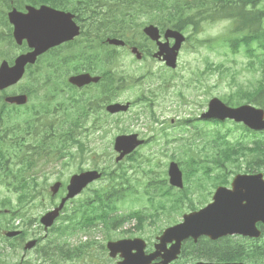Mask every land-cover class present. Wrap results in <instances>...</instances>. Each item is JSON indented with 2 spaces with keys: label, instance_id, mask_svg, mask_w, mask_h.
Instances as JSON below:
<instances>
[{
  "label": "flooded vegetation",
  "instance_id": "1",
  "mask_svg": "<svg viewBox=\"0 0 264 264\" xmlns=\"http://www.w3.org/2000/svg\"><path fill=\"white\" fill-rule=\"evenodd\" d=\"M4 4L8 6L6 19L11 8L25 13L28 5L39 7L45 4L62 14L60 20L51 16L48 21L63 30V40L44 53L47 61L62 64L60 75L54 74L59 76L58 79L54 82L45 79L41 84L34 73L27 72L29 78L25 84L22 79L4 93L26 94L28 97L26 104L13 106L15 109L23 107L22 112L15 113L11 125L14 154L43 156L49 146L45 140L56 138L58 132L61 143L98 144L103 135L111 132L109 126L120 123V115L135 110L136 119H141L143 115L150 117L147 108L156 95L150 86H146L145 74L138 71L135 65L161 63L162 58L155 56L158 51L156 41L151 40L142 29L146 24H154L159 30V40L164 42L167 41L164 31L169 26L163 27L155 19H146L142 24L124 23L129 20L128 16L120 18L123 23H116V11L130 13L135 10H116L114 0H6ZM6 19L3 18V21L8 24ZM8 26L13 30L11 24ZM112 39H120L124 44H113L110 42ZM168 41L170 44L173 42L170 38ZM22 45L26 47L25 51L29 50L25 41ZM121 63L133 65L137 73L132 74L129 65L128 70L116 72V66ZM82 73L97 77V80L80 87L68 81L70 75ZM50 85H57L60 93H66L65 104L52 105L51 95L46 92ZM133 87L137 91L135 99L118 98L121 92ZM115 102L126 103L127 109L108 112L107 105ZM63 107L69 109H64L62 113ZM68 126H74V129L69 130ZM133 133L140 138L146 136L136 129L124 128L112 135L111 143L118 134ZM88 168L96 169L93 165ZM214 171L224 176L221 178L224 181L222 185L226 187H230L237 174H262L264 181V168ZM182 220L145 219L141 224L140 219H136L129 228L123 226L119 231L112 230L109 239L142 238L144 254L153 255L150 264H264V223L260 220H254L245 234L234 232L217 237L201 234L186 236L178 242L173 238L164 245L160 243L158 238L162 232ZM0 224L3 225L0 226V244L8 251L6 255L0 254V264H117L120 260L118 255L110 256L104 246L82 249L68 247L65 237H60L62 234L55 232L54 227L45 229L39 219H0ZM255 230L259 234H255ZM7 231L18 233L9 237ZM101 233L105 237V232ZM116 233L121 234L120 237L111 236ZM30 240H34V243L26 248ZM176 243L179 246L175 247Z\"/></svg>",
  "mask_w": 264,
  "mask_h": 264
},
{
  "label": "rangeland",
  "instance_id": "2",
  "mask_svg": "<svg viewBox=\"0 0 264 264\" xmlns=\"http://www.w3.org/2000/svg\"><path fill=\"white\" fill-rule=\"evenodd\" d=\"M263 6L264 0H261L260 7ZM146 18L147 17L143 16L141 20H145ZM229 29L230 22L228 20L205 23L203 27H201L200 32L194 35V38L201 40L206 39V42H209V39L213 38L210 40V44H198L193 38L191 41H186L182 45V50H180L178 57V67L175 71L171 72L175 76L172 80V85L174 86L170 88L169 92L166 91L165 94L158 96L154 100L155 116L160 122L165 121V124H154L147 115H143L141 119H136L135 110H132L124 115H120V123H118V125L112 124L109 126L111 132H107L103 135V138L98 140V144L92 143L90 145L97 154L89 151L90 159L84 163V167L94 165L91 158H95L99 166L107 165L113 167L115 155L111 143L112 135L120 133L124 128H129L136 129L140 133L145 134V137L149 140V145L137 150V152L139 151V154L136 156L137 160L133 163V167H130L128 175L130 182L140 181L142 185L158 175L154 178L158 188H145L140 190L136 186L129 187L127 191L128 199L119 204V208L115 213L127 212L142 205V203L133 204L131 200L151 201L154 192L161 194L167 190L168 187L164 186L166 184L167 173L163 171L171 160L178 162L176 158L180 159L181 170L186 181L191 175V170L194 168V159L192 156H194L198 163L195 165L197 170L196 173L193 174L187 184L189 188L188 195L191 197L195 207L200 208L204 206L201 205L202 203L200 202L208 203L211 201L212 197H209V195H212L214 191L213 186L206 182V176L204 175V170L207 166L214 167L211 160L213 158L222 157L221 151L228 145L242 142L252 146L254 140L252 134H255V132H245L240 126H235L229 121L223 126H216L212 121H200V115L207 109V103L210 98L218 97L224 101L231 93H235L238 90L253 88L260 76V71L255 70V68L259 67L258 64L254 66L249 65V57L243 52H233L227 46L220 45V38H215L226 33ZM21 51L22 48H18L14 43L0 44V61L6 59L11 63L14 57ZM208 63H213L214 65L221 64V66L219 68L210 67L212 70L210 71L207 69ZM128 65L127 63L118 64L115 71H126L128 70ZM45 66L48 68L45 61L42 60L39 63V69L43 71V74H47L45 71L46 68H44ZM129 66L132 69V74H136L137 71L133 68V65ZM135 66L138 71L145 74V84L150 87H153L157 82L158 73H162L163 69H165L159 62H150ZM62 70L61 68H57L56 71H50L55 75H60ZM37 74L38 72L35 71V75ZM28 78L27 75L23 84L26 83ZM39 79L40 83L43 84L45 79ZM179 93H181V95ZM136 96L137 91L136 88L133 87L130 90L121 92L118 98L135 99ZM65 97L66 93L59 92L56 100L60 101ZM4 118L6 119L7 115H5ZM14 118L15 115L11 117L10 121H13ZM186 120H191V122H187ZM184 121L187 123H184ZM167 124L170 126H167ZM176 124H179V127L180 125L186 126L184 128H179ZM162 127H166V130L170 133L168 138L172 139L173 137H178L179 139L166 144L164 138H160L159 129ZM193 127L197 128L200 132L206 130L205 135L203 133H199L198 135L193 134L195 131ZM217 132H220L222 136H224V140H216ZM193 135L195 136L193 137ZM261 138L264 139V134ZM191 141L194 143L190 144L189 142ZM171 155L174 156V159L168 160ZM143 158L147 160H143ZM65 160L66 159L62 161L60 159H50L44 161L41 159L33 166L30 173L38 174L40 178L46 175L43 178V181L46 180V185L54 180L62 181L68 179L71 174L77 172L76 170L80 164L79 161L75 159L71 162L68 161V165H65L63 162ZM244 160L245 159H241L242 167L245 166V163H243ZM128 163L129 162H127V164ZM10 168H15V166H10ZM148 168L152 169V172H145ZM106 184L107 179H103L99 181L97 185L98 188H101ZM97 185H95V187ZM204 186H206V188ZM90 192L91 190L89 189L85 194L78 196L75 202H78L81 197L88 196L91 194ZM18 193L19 191L14 190L12 187L8 188L5 182L0 183V200L7 197L10 198L12 204L15 205L18 201ZM176 196H183V192L178 191ZM188 201H190V199L184 201V207L181 211L177 209V211L163 214L157 219H182L183 213H188L192 210L189 207ZM51 203L47 194L44 198L33 200L30 205H28L27 215L38 217L52 207ZM71 207L72 205L69 206V209ZM115 213L112 212L111 215ZM131 224L132 223L128 222L124 226L129 228ZM112 235L117 238L120 237L121 234L116 233L111 234V236ZM97 237H99L102 242L104 241L102 233H98Z\"/></svg>",
  "mask_w": 264,
  "mask_h": 264
},
{
  "label": "water",
  "instance_id": "3",
  "mask_svg": "<svg viewBox=\"0 0 264 264\" xmlns=\"http://www.w3.org/2000/svg\"><path fill=\"white\" fill-rule=\"evenodd\" d=\"M26 14L13 9L9 12L10 22L14 24V38L21 43L24 38L27 39L30 47L33 48L25 54L16 57L14 64L9 65L7 61L0 64V89L6 88L16 83L22 76L25 65L34 63L37 56L46 51L50 46L59 43L62 39L63 31L56 27L54 23L48 21L49 17L61 19L62 14L42 5L36 9L32 6L27 7ZM143 31L152 39L158 38V29L153 25L146 26ZM165 37H173L175 43L169 47L167 43L160 44L158 54H164L166 65L174 67L176 62L177 50L181 42L184 40L183 35L178 31L167 29ZM111 43L122 44L123 41L112 39ZM88 75H78L70 78V81L82 85L89 80H96ZM26 100L24 95L10 96L6 101L24 103ZM120 104H112L108 106L111 112L125 109ZM203 118H217L224 120L225 118L242 121L252 129H264V112L251 105H242L236 108L229 107L218 98L209 101L208 111L202 114ZM141 140H136V135H120L115 140L114 148L120 151V155L116 160H120L125 154L131 152L137 145L141 144ZM170 184L181 187L182 173L175 162H171L168 169ZM100 174L96 171H85L75 174L71 177L67 186L68 193L61 200L57 208L47 212L41 221L47 226L50 225L58 215V211L62 208L64 202L78 194L89 182L98 178ZM259 176H237L232 183V190L224 187H218L213 195V202L205 207L185 214L184 221L178 225L169 227L164 230L159 240L164 245L165 242L177 239V242L186 236H198L201 234L217 237L226 233H248L250 226L254 220H262L264 222V183L258 182ZM59 183H56L52 190L56 192ZM247 188L250 193L245 195L243 189ZM243 200L246 203L243 204ZM257 234V233H255ZM179 244H175V247ZM108 247L113 254L120 251L124 260L121 264H147L153 255L143 254V244L141 239H123L115 242H109ZM133 248L137 249L136 253H131Z\"/></svg>",
  "mask_w": 264,
  "mask_h": 264
},
{
  "label": "trees",
  "instance_id": "4",
  "mask_svg": "<svg viewBox=\"0 0 264 264\" xmlns=\"http://www.w3.org/2000/svg\"><path fill=\"white\" fill-rule=\"evenodd\" d=\"M124 4H116L115 6H122L123 8H131L137 10L134 13H130L129 17L139 16L140 14L145 13L146 15L157 19L156 22L163 27L172 26L176 29L186 31L192 29V31L197 32L200 30L203 23L213 22L216 19L230 18L232 21V29L226 35L222 36V42L228 40L229 44L237 50L241 45L247 49L249 55L255 56L258 62L260 69L262 70L263 77L259 79L258 85L253 89L239 95L238 93H233L229 98V102L232 104H238L240 99L244 98L246 101L254 103L259 106H264V28L262 27V19L264 17V10H250L249 5L253 6L258 2V0H125ZM118 16L120 14L118 13ZM118 21L116 20V23ZM135 22V21H134ZM236 33V36L231 34ZM11 42L10 33L7 34L5 31L0 32V44ZM253 43L256 44V47H252ZM258 51V55L255 54V51ZM221 64L215 66L219 68ZM236 95V96H235ZM236 148L235 146L227 147L223 150V158L221 160H215L214 167H220V161L224 163L234 161L236 159ZM263 145L261 141L256 142V151L258 153L256 159L261 160L264 158V150L262 149ZM9 147L0 148V157L2 160L5 159V153H7ZM263 161V160H262ZM223 166V164H222ZM6 169L5 167H1ZM9 171H5V175H8ZM121 173V174H120ZM112 174L107 172L109 178L112 182L115 178L119 180H124L122 172ZM115 175L117 177H115ZM219 183V180H215L214 185ZM119 184H122L121 181ZM114 190V196L120 198L124 196L123 187L120 190ZM166 194V192L164 193ZM36 192L27 193L23 192L19 199L22 200L25 197L29 199L36 197ZM99 199V207L106 206V202L99 194L97 195ZM186 198V195L180 196L177 198V201L170 197L172 204L170 208L172 210L181 209L182 202ZM9 202V199H6ZM91 204V203H89ZM189 206L193 208V202L189 201ZM103 208V207H102ZM94 211L92 206H88L83 212L84 219H92ZM107 214L104 213V216H100L101 219H110L107 218ZM129 216L133 215L132 213L128 214ZM87 216V217H86ZM99 217V215H97ZM97 216H94L95 219ZM73 216L71 219H74ZM117 219V218H113Z\"/></svg>",
  "mask_w": 264,
  "mask_h": 264
}]
</instances>
